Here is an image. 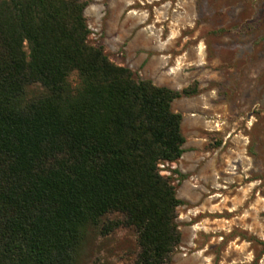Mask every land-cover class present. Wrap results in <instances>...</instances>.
Returning <instances> with one entry per match:
<instances>
[{"label":"trees","instance_id":"trees-1","mask_svg":"<svg viewBox=\"0 0 264 264\" xmlns=\"http://www.w3.org/2000/svg\"><path fill=\"white\" fill-rule=\"evenodd\" d=\"M87 6L0 0V264H73L91 227L131 230L134 264H171L180 244L183 202L160 166L184 153L171 105L197 83L171 90L112 63L88 41Z\"/></svg>","mask_w":264,"mask_h":264},{"label":"rangeland","instance_id":"rangeland-1","mask_svg":"<svg viewBox=\"0 0 264 264\" xmlns=\"http://www.w3.org/2000/svg\"><path fill=\"white\" fill-rule=\"evenodd\" d=\"M87 1L88 41L112 63L171 90L197 83L171 105L184 153L160 166L183 202L171 264H264V0ZM137 253L131 230L91 227L73 264H134Z\"/></svg>","mask_w":264,"mask_h":264}]
</instances>
